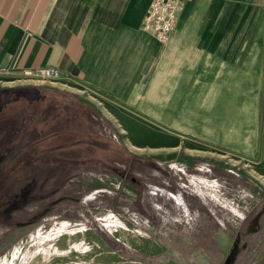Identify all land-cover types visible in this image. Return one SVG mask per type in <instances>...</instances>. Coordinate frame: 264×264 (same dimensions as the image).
<instances>
[{"label": "rangeland", "instance_id": "1", "mask_svg": "<svg viewBox=\"0 0 264 264\" xmlns=\"http://www.w3.org/2000/svg\"><path fill=\"white\" fill-rule=\"evenodd\" d=\"M218 3L181 87L0 76V264H264V0ZM177 21L101 59L182 66Z\"/></svg>", "mask_w": 264, "mask_h": 264}, {"label": "crops", "instance_id": "2", "mask_svg": "<svg viewBox=\"0 0 264 264\" xmlns=\"http://www.w3.org/2000/svg\"><path fill=\"white\" fill-rule=\"evenodd\" d=\"M149 1L0 0V76L17 78L42 67H53L59 71L60 79L68 80L92 81L106 75L101 73H110L108 77L114 82L113 87L140 88L139 97L145 95L148 87L183 86L181 81L190 77L189 73L196 71L195 67L191 66L197 55L195 48L199 46V40L205 38L203 23L201 25L196 18L198 15L196 7H201L203 2H207L206 5L210 8L220 7L218 2L222 0H190L179 13L177 20L180 21L179 29L182 30L175 34L171 33L168 50L174 46L185 52L184 65L160 68L158 64L153 68L147 62L133 64L130 61L117 63L102 60L105 53L115 46L120 49V55L131 54L132 41L138 39L136 36L139 35L137 31L139 20ZM143 34L156 41L147 33ZM125 41L130 49L127 53L124 52L126 47L123 48ZM145 51L147 52L146 48ZM164 72L168 73L167 83H158ZM179 72L183 74L177 78L176 73ZM177 80L179 83H175ZM132 92L129 90L127 94L131 95ZM158 97L163 98L162 95ZM147 101L141 98L137 102ZM206 103H211V100L198 99L194 106L200 105L209 110L210 106ZM240 110L242 111V108ZM235 112L233 121L225 126L228 136L231 135L228 134L229 130H233L236 121L239 127L240 119L252 118L251 109H244L242 115L237 113L239 111ZM196 117L193 116L195 124L206 119ZM236 133L234 132V136Z\"/></svg>", "mask_w": 264, "mask_h": 264}, {"label": "built area", "instance_id": "3", "mask_svg": "<svg viewBox=\"0 0 264 264\" xmlns=\"http://www.w3.org/2000/svg\"><path fill=\"white\" fill-rule=\"evenodd\" d=\"M184 1L186 0H150L140 22V29L155 40H167ZM58 73L59 71L53 67H42L25 74L51 78L57 76Z\"/></svg>", "mask_w": 264, "mask_h": 264}, {"label": "water", "instance_id": "4", "mask_svg": "<svg viewBox=\"0 0 264 264\" xmlns=\"http://www.w3.org/2000/svg\"><path fill=\"white\" fill-rule=\"evenodd\" d=\"M230 258H231V254L227 257V259L225 260V263L224 264H228Z\"/></svg>", "mask_w": 264, "mask_h": 264}]
</instances>
